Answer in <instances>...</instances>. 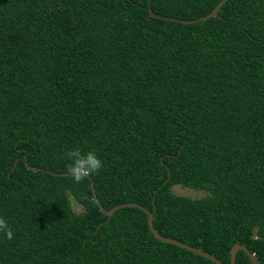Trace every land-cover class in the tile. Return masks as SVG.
<instances>
[{
    "label": "trees",
    "instance_id": "obj_1",
    "mask_svg": "<svg viewBox=\"0 0 264 264\" xmlns=\"http://www.w3.org/2000/svg\"><path fill=\"white\" fill-rule=\"evenodd\" d=\"M221 1L0 0V264H216L139 207L109 219L92 182L106 209L264 264V0L163 18ZM74 146L104 161L80 183L55 173Z\"/></svg>",
    "mask_w": 264,
    "mask_h": 264
},
{
    "label": "water",
    "instance_id": "obj_2",
    "mask_svg": "<svg viewBox=\"0 0 264 264\" xmlns=\"http://www.w3.org/2000/svg\"><path fill=\"white\" fill-rule=\"evenodd\" d=\"M228 0H222L209 14L207 15H204L200 18H196V19H192V20H181V19H177V18H174V17H163V16H160V17H163V18H167V19H174V20H177V21H182L184 23H195V22H199L201 20H207L213 16H215L216 14L219 13L220 9L222 8V6L227 2ZM152 15H155L154 13H152ZM56 174H59V175H71V173H58V172H55ZM92 190L94 192V197L96 199V201L98 202V204L101 206V209L108 214L109 216V219L113 216V214L115 213L116 210H118L119 208H122V207H139L143 210H145L148 215H149V226H150V229L152 231V233L155 235V237L161 241H164V242H168V243H173V244H176V245H179L181 247H184L188 250H191L193 252H196L202 256H205L211 260H213L216 264H223L222 260L220 258H218L216 255L208 252V251H205L204 249L202 248H198V247H195V246H192L188 243H185L181 240H178L176 238H173V237H166L164 235H162L155 227L154 225V214L148 210L145 206L139 204V203H136V202H126V203H121V204H118L114 207H112L111 209H106L102 203L100 202L98 196H97V193H96V189H95V186H94V182H92ZM240 250H244L248 256L250 257V259L252 260L253 264H260L257 257H256V254L253 253L249 248L248 246L245 244V243H235L231 249V263L232 264H237V253L240 251Z\"/></svg>",
    "mask_w": 264,
    "mask_h": 264
},
{
    "label": "clouds",
    "instance_id": "obj_3",
    "mask_svg": "<svg viewBox=\"0 0 264 264\" xmlns=\"http://www.w3.org/2000/svg\"><path fill=\"white\" fill-rule=\"evenodd\" d=\"M64 159L68 162L67 167L75 183L82 182L86 177L99 172L104 167V161L94 148L84 150L80 146L70 147L64 153ZM0 232L8 240L13 239V230L7 219L2 215H0Z\"/></svg>",
    "mask_w": 264,
    "mask_h": 264
},
{
    "label": "rangeland",
    "instance_id": "obj_4",
    "mask_svg": "<svg viewBox=\"0 0 264 264\" xmlns=\"http://www.w3.org/2000/svg\"><path fill=\"white\" fill-rule=\"evenodd\" d=\"M172 190L174 193H176L178 195L190 196L193 198H200V197H203L206 195V192L203 190L193 189L190 187H183L181 185L173 186ZM73 203H74V208L77 211H81L82 207L79 204H77L75 201Z\"/></svg>",
    "mask_w": 264,
    "mask_h": 264
}]
</instances>
